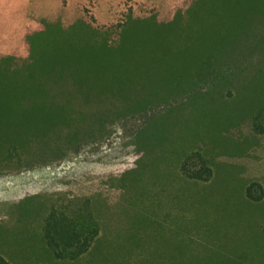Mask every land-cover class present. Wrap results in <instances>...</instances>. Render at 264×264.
<instances>
[{"label":"trees","instance_id":"obj_1","mask_svg":"<svg viewBox=\"0 0 264 264\" xmlns=\"http://www.w3.org/2000/svg\"><path fill=\"white\" fill-rule=\"evenodd\" d=\"M142 9L42 23L0 53V176L79 161L118 201L51 207L36 243L0 244V264H219V213L264 223V188L215 161L242 154L243 128L264 138V0H191L163 19ZM116 134L132 152L97 175L92 157Z\"/></svg>","mask_w":264,"mask_h":264},{"label":"rangeland","instance_id":"obj_2","mask_svg":"<svg viewBox=\"0 0 264 264\" xmlns=\"http://www.w3.org/2000/svg\"><path fill=\"white\" fill-rule=\"evenodd\" d=\"M189 1L0 0V53L15 46L27 32L37 30L42 23H58L66 27L84 15L98 23L103 20L115 23L122 11L128 13L129 9L136 10L139 5L143 8L141 11H153L163 19ZM109 9L111 13L108 14ZM133 16L139 17L141 14L135 11ZM240 132L241 136L238 135ZM240 132L235 133L234 138L235 141L243 138L247 140L242 154L215 156V161L220 164V171L224 167L236 177L255 181L264 188V138H252L244 128ZM108 144L92 157V166L89 168L96 170L97 175L106 172V167L126 159L132 152L130 140H121L118 134L113 135ZM209 153L214 155L213 152ZM51 160L49 158L41 165H23L18 170L11 167V170L0 176V244L8 246L10 243L28 242L32 238L36 243L38 238L35 234H40L39 224L51 207H75L87 193H102L109 201L108 207L114 204L118 208L117 194L113 190L111 193L105 191L99 182L86 183L83 180L79 168L83 166L82 163L78 161L77 167L64 160ZM255 194L259 195L257 191ZM259 205H262L261 201ZM247 214L245 208H227L223 217L220 213L215 217L217 219L212 231L216 232L211 234L210 242L212 248L219 251V259L215 258L219 264H232L245 256L246 260L251 261L248 264H264V223L258 221L254 230L249 228L242 222ZM250 215L252 217V213ZM223 251L226 252L223 254Z\"/></svg>","mask_w":264,"mask_h":264}]
</instances>
